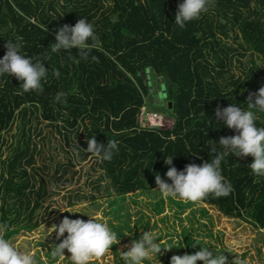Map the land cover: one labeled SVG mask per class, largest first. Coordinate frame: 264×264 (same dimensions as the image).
<instances>
[{"label": "trees", "instance_id": "1", "mask_svg": "<svg viewBox=\"0 0 264 264\" xmlns=\"http://www.w3.org/2000/svg\"><path fill=\"white\" fill-rule=\"evenodd\" d=\"M182 2L0 0V58L6 54L8 40L20 38L27 57L45 63L48 69L41 91L24 92L22 81L14 75L0 77V138L32 109L66 140L68 132L79 126L86 140L91 136L98 143L115 140L119 150L110 161L76 147L84 157L92 155L94 166L101 170L91 180L92 192L82 194L94 200L157 188L156 173L171 183L165 176L169 167L165 160L172 156L178 171L188 164L211 162L224 151L219 139L238 134L218 120V107L232 103L252 110L258 117L257 126L264 127V112L250 109L247 103L250 93L254 103L255 94L264 87V0H211L207 12L181 29L174 16ZM80 18L93 24L99 41L89 58L81 59L75 47L53 52L57 29L74 26ZM230 32L240 48L250 50L262 62L263 66L254 62L245 77L228 75L229 52L236 51L225 40ZM152 74L161 79L166 107L172 111L170 128L140 125L141 108L151 96ZM58 92L64 93L63 102L55 101ZM212 141L217 142L215 153L207 147ZM80 144L87 149L86 141ZM15 149L8 160L9 176L2 182L5 202L0 223L7 226L8 239L23 228L37 227L52 212L43 206L50 193L47 179L55 186L57 181L67 183L66 173L73 165L71 159L65 165L57 164L54 175H60L44 177L42 167L34 166L28 146ZM253 161L251 155L225 156L221 171L233 191L219 198L210 194L201 202L264 231V176L252 173L249 165ZM68 194V205H73V198L81 193ZM184 241L188 254L194 253L192 238L185 236Z\"/></svg>", "mask_w": 264, "mask_h": 264}, {"label": "rangeland", "instance_id": "2", "mask_svg": "<svg viewBox=\"0 0 264 264\" xmlns=\"http://www.w3.org/2000/svg\"><path fill=\"white\" fill-rule=\"evenodd\" d=\"M234 36L230 32V37L225 39L228 45L236 47V51L229 52L231 66L228 75L245 77L254 62L259 65L262 62L250 50L240 48ZM149 79L152 83L151 96L146 97L149 111L170 119L168 123L172 122V111L166 107L167 99L161 92V79L153 74ZM170 127L168 125L166 128ZM67 137L68 140L54 126L38 117L35 110L29 109L25 119H16L0 138V215L5 202L2 182L3 178L9 176L8 160L16 153L17 146L20 149L29 147V153L34 157L33 164L42 167L41 174L44 177H58L60 173L54 175L57 164L65 165L70 159L73 164L66 173L67 183L57 181L55 186L51 178L47 179L50 193L45 197L43 206H49L52 212L37 227L30 230L23 228L9 239L21 251L33 254L36 264H73L67 249L64 250L63 258L52 256L51 250L67 233L58 239L56 232H51L50 228L59 225L65 217L87 221L90 217L86 215L106 222L111 230L120 235L119 242L111 247V252L104 257L94 258L90 264H123L120 253L129 250L132 239L138 238L141 230L158 234L161 247H174L162 249L158 254L159 261L154 255L147 264H171L172 256L188 254L185 236L191 237L192 243L200 240L217 251H225L223 254L227 257V264H235L237 257L236 264H240V261H244V264H264V231L240 219L226 217L209 204L165 199L156 188L129 193L123 198L85 199L82 194L92 192L91 180L96 179L101 170L94 166L92 155L84 157L76 148L80 146L86 152L80 144V141L87 142L82 126L68 132ZM44 164L48 168H43ZM24 167L29 168L25 163ZM17 169L20 171L22 168ZM70 191H73V195L78 191L81 193L73 198V205H68ZM130 231L131 235H127ZM199 247H195L196 251ZM197 264L202 262L197 261Z\"/></svg>", "mask_w": 264, "mask_h": 264}, {"label": "clouds", "instance_id": "3", "mask_svg": "<svg viewBox=\"0 0 264 264\" xmlns=\"http://www.w3.org/2000/svg\"><path fill=\"white\" fill-rule=\"evenodd\" d=\"M210 2L211 0H183L178 4L174 23L181 29L184 28L187 22L199 19L207 12ZM98 44L93 24L85 18H80L74 26L64 25L57 29L52 51H71L75 47L80 58L87 60L91 50ZM4 46L6 54L0 58V77L14 75L22 81L20 86L24 92L41 91L42 79L48 72L45 63L27 57L22 51L23 42L20 38L9 39ZM92 59L96 58L92 57ZM55 75L58 77L59 72L57 71ZM54 99L63 102L64 93L58 92ZM247 103L250 109L264 112V87L255 94L254 103L253 94L250 93ZM215 115L224 127L233 129L238 134L219 139L218 142L224 151L216 155L211 162H203L201 165L188 164L182 171H178L173 166L174 156L164 159L165 164L169 166L165 176L171 183L162 179L159 173L155 174L157 185L155 190H159L162 198L199 203L210 194L216 198L228 196L233 191V187L222 175L221 162L229 154L235 157L251 155L254 157V161L249 165L252 173L264 176V127L257 126L258 117L255 112L231 103L223 109L218 107ZM216 143L212 141V144L207 146L209 151L216 152ZM85 150L99 160L110 161L114 152H118L119 149L115 140H107L104 144L98 143L96 136H91L87 140ZM86 216L90 217L87 221L65 217L59 225L50 228L51 232H56L58 239L67 233V236L55 245V249L51 250L53 257H65L64 250L67 249L73 264H90L94 258L104 257L111 252V247L119 242L120 235L111 230L106 222L93 216ZM6 231L7 226L0 225V264H36L33 254L21 251L6 238ZM127 235H131V231ZM197 245L200 246L199 250L192 254L172 256L171 264H197V261L202 264H227V257L223 254L225 251H217L200 240L191 244L193 248ZM171 248L174 247H161L158 234L150 230H141L139 237L132 239L129 250L120 253V257L123 264H147L154 255L158 259L162 249ZM238 259L237 257L235 264ZM240 264H244V261H240Z\"/></svg>", "mask_w": 264, "mask_h": 264}, {"label": "built area", "instance_id": "4", "mask_svg": "<svg viewBox=\"0 0 264 264\" xmlns=\"http://www.w3.org/2000/svg\"><path fill=\"white\" fill-rule=\"evenodd\" d=\"M139 120H140V125L143 128H162L163 129V128L168 127V125L172 126L174 124L173 118H172V122L168 123V120L170 119L165 118L161 114H158L156 112L148 111L146 105H143L141 108V111L139 114Z\"/></svg>", "mask_w": 264, "mask_h": 264}]
</instances>
